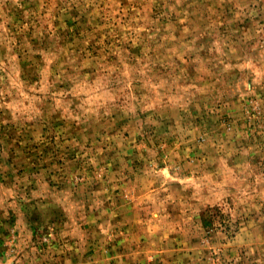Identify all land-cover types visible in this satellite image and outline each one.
<instances>
[{"label": "rangeland", "instance_id": "obj_1", "mask_svg": "<svg viewBox=\"0 0 264 264\" xmlns=\"http://www.w3.org/2000/svg\"><path fill=\"white\" fill-rule=\"evenodd\" d=\"M0 264H264V0H0Z\"/></svg>", "mask_w": 264, "mask_h": 264}]
</instances>
